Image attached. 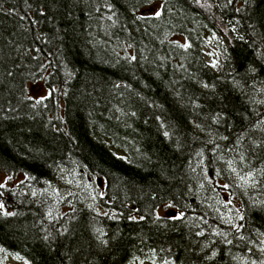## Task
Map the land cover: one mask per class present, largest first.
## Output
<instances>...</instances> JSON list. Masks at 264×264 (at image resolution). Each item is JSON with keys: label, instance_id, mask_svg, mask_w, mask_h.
<instances>
[{"label": "trees", "instance_id": "16d2710c", "mask_svg": "<svg viewBox=\"0 0 264 264\" xmlns=\"http://www.w3.org/2000/svg\"><path fill=\"white\" fill-rule=\"evenodd\" d=\"M0 172V264H264V0H0Z\"/></svg>", "mask_w": 264, "mask_h": 264}, {"label": "rangeland", "instance_id": "374dc122", "mask_svg": "<svg viewBox=\"0 0 264 264\" xmlns=\"http://www.w3.org/2000/svg\"><path fill=\"white\" fill-rule=\"evenodd\" d=\"M205 50L207 52V57H208V53L214 50L213 43L211 40H209L208 43L206 44ZM29 89H30L31 95L35 98H41L48 93V89L43 84V82H33V83L31 82L29 83ZM20 179H21V176H15L13 179L9 180V177L7 174L0 172V185L7 184V183L14 184L18 182ZM0 207H1V203H0ZM169 210H170L169 207H165L161 210V212L167 213V211ZM9 262L11 264H26L24 261H18L13 258H9Z\"/></svg>", "mask_w": 264, "mask_h": 264}, {"label": "water", "instance_id": "95a60500", "mask_svg": "<svg viewBox=\"0 0 264 264\" xmlns=\"http://www.w3.org/2000/svg\"><path fill=\"white\" fill-rule=\"evenodd\" d=\"M142 13H143V14L153 13V10H144Z\"/></svg>", "mask_w": 264, "mask_h": 264}]
</instances>
